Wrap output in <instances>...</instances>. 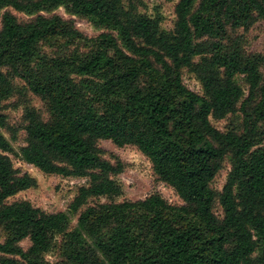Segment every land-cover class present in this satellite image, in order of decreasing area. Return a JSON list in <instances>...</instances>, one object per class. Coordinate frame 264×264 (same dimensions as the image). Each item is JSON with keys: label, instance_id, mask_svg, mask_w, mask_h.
I'll use <instances>...</instances> for the list:
<instances>
[{"label": "trees", "instance_id": "obj_1", "mask_svg": "<svg viewBox=\"0 0 264 264\" xmlns=\"http://www.w3.org/2000/svg\"><path fill=\"white\" fill-rule=\"evenodd\" d=\"M139 1L0 0V11L31 17L2 16L0 105L20 91L19 80L49 111L45 119L26 107L19 150L0 113V264H50L57 237L62 264H264V56L246 55L232 35L264 22V0H179L171 32L138 14ZM60 7L110 31L89 38L73 19L53 14ZM43 43L88 51L51 56ZM185 71L202 95L185 85ZM238 113V129L212 123ZM101 141L137 148L183 205L159 193L115 202L122 187L113 178L124 165L104 158ZM11 155L45 175L87 183L65 212L10 202L38 185ZM228 158L231 171L217 191ZM100 199L108 201L91 204Z\"/></svg>", "mask_w": 264, "mask_h": 264}, {"label": "rangeland", "instance_id": "obj_2", "mask_svg": "<svg viewBox=\"0 0 264 264\" xmlns=\"http://www.w3.org/2000/svg\"><path fill=\"white\" fill-rule=\"evenodd\" d=\"M178 1L179 0H140L136 3V12L138 14L150 16L154 19L159 18L161 30L164 32H171L174 29L176 21L175 6ZM6 11L12 12L21 21H28L31 18L9 8L4 9L0 11V28L2 25V16ZM53 14H59L65 19H73L76 27L89 38H94L103 32L110 31L109 29H99L95 27L88 19L71 15L64 7L58 8L53 12ZM232 35L234 38L238 39L246 55L250 56L253 54H259L264 56L263 21H259L248 31H232ZM41 49L44 53L51 56L68 55L75 52L85 53L88 51L86 46L80 45L79 43L69 48H65L62 45L53 46L43 43L41 44ZM183 79L185 85L190 90L200 95L203 94V88L193 74L185 71ZM236 81L244 89H246L242 77H237ZM15 85L20 88V91L15 93L11 98L2 101L0 105V113L7 116V123L16 130V140L12 141V143L14 148L19 150L25 146L23 116L26 107L36 108V110H38V112L45 119L49 118V111L43 101L25 89L23 82L16 80ZM241 122L242 115L239 113L237 115L228 116L222 121H215L212 119L213 125L223 132H227L233 128L238 129ZM1 131L7 139H11L6 130ZM261 131L264 132V124ZM100 147L105 151L104 158L106 160L116 165L117 161L115 157H117L124 165V172L113 178L122 187V195L115 199V202L144 200L153 193H159L171 205H183V202L175 191L170 186L157 179L153 173L151 163L137 148L132 146L118 148L110 141H101ZM258 148H264V137L262 138ZM11 158L15 168L23 174L27 173L31 175V177L37 180L38 185L36 188L19 193L17 196L10 199V202L25 200L48 213L65 212L73 198L76 196L78 189L87 183V180L85 179L62 178L58 176L45 175L37 168L26 164L18 157L11 155ZM230 171L231 161L230 158H228L224 164L223 171L213 182V187L217 191H221L227 183ZM98 201L105 203L108 200H93L91 201V204ZM216 214L220 217L222 216V211L219 206L216 207ZM76 222L77 217H74L70 222L69 229L74 228ZM60 242L61 237H57L54 247L45 256L48 263L62 264L59 249ZM22 246L27 248L29 246V242H23Z\"/></svg>", "mask_w": 264, "mask_h": 264}]
</instances>
